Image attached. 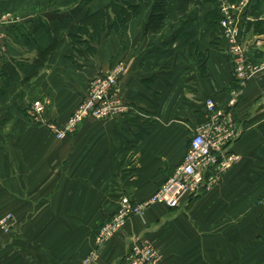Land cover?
I'll use <instances>...</instances> for the list:
<instances>
[{"label":"crops","instance_id":"crops-1","mask_svg":"<svg viewBox=\"0 0 264 264\" xmlns=\"http://www.w3.org/2000/svg\"><path fill=\"white\" fill-rule=\"evenodd\" d=\"M75 1L0 0V14H17L0 27V215H13L11 231H0V264H79L120 195L147 199L182 162L204 100L228 111L239 89L226 42L207 19L218 0L186 9L166 0L157 33L146 32L156 0L146 1L124 34L106 33L73 65L68 29L116 0H85L70 16ZM232 13L247 63L257 67L230 114L239 134L229 149L239 161L177 207L156 204L130 218L91 264H120L134 239L152 242L159 264H264V212L253 210L264 192V0ZM54 37L60 54L38 86L35 60ZM119 61L126 63L119 93L130 106L123 116L86 118L60 138L28 115L27 101L48 94L45 117L65 123L88 80Z\"/></svg>","mask_w":264,"mask_h":264},{"label":"built area","instance_id":"built-area-1","mask_svg":"<svg viewBox=\"0 0 264 264\" xmlns=\"http://www.w3.org/2000/svg\"><path fill=\"white\" fill-rule=\"evenodd\" d=\"M248 0H240L237 6L228 0H219L221 19L220 33L226 42L227 52L233 63V71L238 88L231 91L229 110L217 108L212 98L204 100L205 115L203 121L190 127L189 144L181 163L172 168L170 175L147 199L137 201L126 194L120 195L116 207L108 220L103 223L94 237L95 249L79 263L91 264L97 258L96 249L109 241L123 229L127 221L141 216L150 206L162 204L169 208L177 207L183 196H195L211 187L221 175L240 159L229 149L239 131L230 118L241 89L253 75L256 66L247 63L240 27L232 9L245 8ZM126 72V63L119 61L102 73L90 79L84 98L67 118L65 123L50 121L44 115L46 105L39 101L28 107V115L36 122L45 124L47 129L63 138L74 131L84 119H114L123 116L130 106L120 96L118 80ZM13 225L12 213L0 216V231L9 233ZM159 254L155 245L145 239H134L120 264H159Z\"/></svg>","mask_w":264,"mask_h":264},{"label":"trees","instance_id":"trees-1","mask_svg":"<svg viewBox=\"0 0 264 264\" xmlns=\"http://www.w3.org/2000/svg\"><path fill=\"white\" fill-rule=\"evenodd\" d=\"M146 1L149 2V0L111 1L108 5L92 13H87L78 23L73 24L67 31V42L72 50V53L67 56V59H69L73 65H77L79 61H83L88 56H92L95 53L96 49L93 44L96 45L99 43L106 33L109 34V32L115 31L124 34L128 29L129 22L140 14L141 6ZM83 2H85V0H81L76 7L70 9L68 14L71 16L72 13H75ZM179 2L180 9H186L190 4L195 2L203 3L205 0H179ZM150 6L151 9L148 15L146 32L157 33L162 28L163 21L167 17L168 3L166 0H156ZM220 16L221 13L217 7L213 12L207 14V19L212 26H217L219 28ZM58 18L61 17L58 16ZM172 39H174V36ZM62 43L63 42L56 40L54 37L46 48L38 52V56L35 60L37 69L46 64L45 69L49 70L55 64L60 54ZM83 46H85V48ZM45 73L42 75L43 78L45 77ZM188 144L189 141L187 147Z\"/></svg>","mask_w":264,"mask_h":264},{"label":"rangeland","instance_id":"rangeland-1","mask_svg":"<svg viewBox=\"0 0 264 264\" xmlns=\"http://www.w3.org/2000/svg\"><path fill=\"white\" fill-rule=\"evenodd\" d=\"M77 1V0H76ZM76 1H75V3H76ZM78 2H80L79 0L77 1V3ZM217 4H218V10H219V12H220V4H219V0L217 1ZM74 7H76V6H72L71 8H69V10L70 9H72V8H74ZM2 14V15H1ZM0 14V27H1V25H7L9 22H16L17 21V19L15 18L16 16H17V14H15V13H10V12H8V13H1ZM0 30H1V28H0ZM2 35H4L2 32H0V59L2 58V54H3V52L5 51V44H4V41H3V39H1L2 38ZM91 56V55H90ZM2 62L0 61V64H1ZM45 67H46V64L45 65H43V66H41V67H38V69H37V78L35 79V82H37V85L39 86V85H41V83H42V80H45V77L43 78L42 77V75L47 71L46 69H45ZM37 68V67H36ZM1 71H3L2 70V66H0V73H1ZM96 76V75H95ZM42 77V78H41ZM90 81V79L88 80V82ZM88 82H87V87H88ZM118 84H119V80H118ZM39 95V94H38ZM36 96V97H34L33 99H29L28 101H27V106H30L31 104H33L34 102H36V101H39V102H41L42 104H44V105H48L49 104V95L48 94H45V95H39V96ZM84 98V96L81 98V100H80V102L82 101V99ZM80 102L77 104V106L80 104ZM77 106H76V108H77ZM75 108V109H76ZM74 109V110H75ZM73 110V111H74ZM45 114H47V111L44 113V115ZM71 115V114H70ZM69 115V116H70ZM262 164L264 165V161H262ZM253 210H257V211H259V216H261V209L263 210V212H264V192L260 195V196H258V198H256L255 199V202H254V205H253ZM6 214V213H5ZM4 215V214H3ZM1 216V215H0ZM258 218V217H257Z\"/></svg>","mask_w":264,"mask_h":264}]
</instances>
